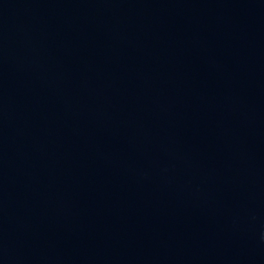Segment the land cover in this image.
<instances>
[{"label":"water","instance_id":"obj_1","mask_svg":"<svg viewBox=\"0 0 264 264\" xmlns=\"http://www.w3.org/2000/svg\"><path fill=\"white\" fill-rule=\"evenodd\" d=\"M264 0H0V264H264Z\"/></svg>","mask_w":264,"mask_h":264},{"label":"clouds","instance_id":"obj_2","mask_svg":"<svg viewBox=\"0 0 264 264\" xmlns=\"http://www.w3.org/2000/svg\"><path fill=\"white\" fill-rule=\"evenodd\" d=\"M262 238H264V237H262Z\"/></svg>","mask_w":264,"mask_h":264}]
</instances>
